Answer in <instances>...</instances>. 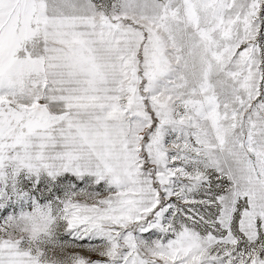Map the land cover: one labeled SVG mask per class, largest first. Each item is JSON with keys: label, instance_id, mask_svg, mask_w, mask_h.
Segmentation results:
<instances>
[{"label": "snow or ice", "instance_id": "1", "mask_svg": "<svg viewBox=\"0 0 264 264\" xmlns=\"http://www.w3.org/2000/svg\"><path fill=\"white\" fill-rule=\"evenodd\" d=\"M0 264H264V0H0Z\"/></svg>", "mask_w": 264, "mask_h": 264}]
</instances>
